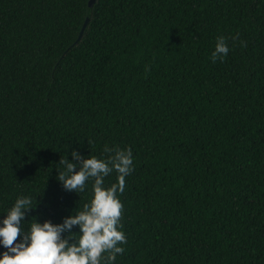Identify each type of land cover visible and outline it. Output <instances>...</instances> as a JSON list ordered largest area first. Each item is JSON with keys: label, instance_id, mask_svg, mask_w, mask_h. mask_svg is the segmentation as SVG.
<instances>
[{"label": "trees", "instance_id": "1", "mask_svg": "<svg viewBox=\"0 0 264 264\" xmlns=\"http://www.w3.org/2000/svg\"><path fill=\"white\" fill-rule=\"evenodd\" d=\"M88 3L0 0V215L60 223V156L131 149L116 264H264V0Z\"/></svg>", "mask_w": 264, "mask_h": 264}, {"label": "clouds", "instance_id": "2", "mask_svg": "<svg viewBox=\"0 0 264 264\" xmlns=\"http://www.w3.org/2000/svg\"><path fill=\"white\" fill-rule=\"evenodd\" d=\"M229 51L226 39L217 38L211 62L222 63ZM70 155L71 161L66 154L60 156L56 180L65 192L77 195L92 182L91 199L60 223L32 217L29 224L28 214L37 210L38 201L34 204L30 197L17 198L6 214L0 215V248L5 249L0 264H116L117 257L123 255L122 245L127 240L122 231L120 197L126 179L135 170L133 152L105 146L99 158L82 157L76 150ZM114 172L116 183L105 187V180Z\"/></svg>", "mask_w": 264, "mask_h": 264}, {"label": "water", "instance_id": "3", "mask_svg": "<svg viewBox=\"0 0 264 264\" xmlns=\"http://www.w3.org/2000/svg\"><path fill=\"white\" fill-rule=\"evenodd\" d=\"M95 2H96V0H89L88 6H89V7H93V5H94ZM88 21H89V19L86 18L85 22H84L83 25H82V28H81V30H80V32H79L78 38H77V40H76L75 43H77V42H79V41L81 40V38H82V36H83V33H84V30H85V28H86V26H87V24H88ZM2 249H3V248H0V252L2 251Z\"/></svg>", "mask_w": 264, "mask_h": 264}]
</instances>
